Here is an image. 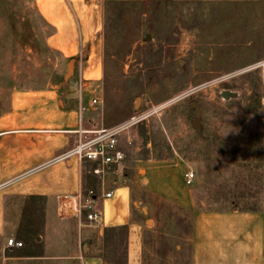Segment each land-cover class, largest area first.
<instances>
[{"label": "rangeland", "instance_id": "obj_1", "mask_svg": "<svg viewBox=\"0 0 264 264\" xmlns=\"http://www.w3.org/2000/svg\"><path fill=\"white\" fill-rule=\"evenodd\" d=\"M263 30L261 2L106 4L102 76L88 88L99 103L87 128L138 115L119 138L128 166L178 161L195 171L198 208L264 210ZM49 32L33 0H0V112L13 86L71 80L72 62L47 46ZM40 222L28 214L8 235L22 246L0 238V264H58L22 258L43 252Z\"/></svg>", "mask_w": 264, "mask_h": 264}, {"label": "crops", "instance_id": "obj_2", "mask_svg": "<svg viewBox=\"0 0 264 264\" xmlns=\"http://www.w3.org/2000/svg\"><path fill=\"white\" fill-rule=\"evenodd\" d=\"M108 1H252L264 8V0H33L50 28L47 46L72 62V77L13 86L0 112V238L9 239L25 216L38 213L43 252L26 260L118 264L117 256L106 257L105 229L125 226L126 264H264V210L198 208L193 181L185 177L190 169L178 161L128 166L124 159L102 178L93 162L55 160L76 143L80 126L88 127V88L102 76ZM89 189L103 213L101 227L76 213L78 193Z\"/></svg>", "mask_w": 264, "mask_h": 264}, {"label": "built area", "instance_id": "obj_3", "mask_svg": "<svg viewBox=\"0 0 264 264\" xmlns=\"http://www.w3.org/2000/svg\"><path fill=\"white\" fill-rule=\"evenodd\" d=\"M97 103H99V99L94 97L90 101V106L94 107ZM86 109V106L81 107L82 111ZM139 120L140 117L136 115L129 120L107 128L89 129L80 126L77 130L79 137L76 143L59 154L55 160L77 159L81 162H93V173L104 178L108 172L117 171L123 167L125 153L119 147L120 135ZM185 177L189 182L193 181L195 171L188 170ZM111 195L112 191L105 193L106 197ZM76 213L79 217L84 218L88 225L95 227L103 225V213L97 207L96 193L93 189L78 193ZM22 245V241H18L14 237L7 240V246L19 247Z\"/></svg>", "mask_w": 264, "mask_h": 264}, {"label": "trees", "instance_id": "obj_4", "mask_svg": "<svg viewBox=\"0 0 264 264\" xmlns=\"http://www.w3.org/2000/svg\"><path fill=\"white\" fill-rule=\"evenodd\" d=\"M124 2L125 1H108L106 4ZM118 247H122L121 253L118 252ZM105 248L109 254L108 258L120 255L122 256V264H126L127 246L125 226L107 227L105 229Z\"/></svg>", "mask_w": 264, "mask_h": 264}, {"label": "water", "instance_id": "obj_5", "mask_svg": "<svg viewBox=\"0 0 264 264\" xmlns=\"http://www.w3.org/2000/svg\"><path fill=\"white\" fill-rule=\"evenodd\" d=\"M194 125H195L196 127L199 126V121H198V119H195V120H194Z\"/></svg>", "mask_w": 264, "mask_h": 264}]
</instances>
